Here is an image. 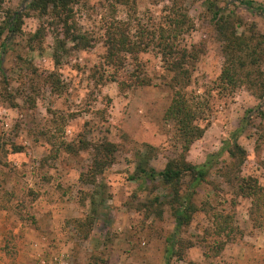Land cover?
Segmentation results:
<instances>
[{"label": "rangeland", "instance_id": "obj_1", "mask_svg": "<svg viewBox=\"0 0 264 264\" xmlns=\"http://www.w3.org/2000/svg\"><path fill=\"white\" fill-rule=\"evenodd\" d=\"M175 1L192 26L174 40L197 53L189 58L185 90L204 107L203 135L190 145L186 160L198 164L217 151L249 110L238 137L247 153L240 174L264 188V97L243 86L230 92L217 85L222 55L206 0ZM213 1L264 33V15L231 0ZM254 1L264 6V0ZM170 2L79 0L73 8L76 27L91 46L79 50L67 41L66 50L57 51L58 63L54 34L60 29L47 24V15L29 10L21 33L0 35V264H163L166 238L174 234L177 253L169 264H264V224L253 221L250 200L218 174L227 152L196 188V210L177 233L167 203L170 188L135 171L138 165L160 171L180 152L175 126L163 117L172 96L170 72L149 38L137 62L123 54L121 66L107 64L106 31L129 16V33L155 30L164 25ZM7 9L25 10V1L0 0V25ZM42 24L44 37L29 46V35ZM50 72L52 84L46 80ZM136 75L149 83L136 84ZM62 141L88 146L69 153ZM102 141L117 145L114 162L95 184L86 183L80 173L89 170L93 147ZM92 191L93 215L86 199ZM216 213H227L234 228L216 235Z\"/></svg>", "mask_w": 264, "mask_h": 264}, {"label": "trees", "instance_id": "obj_2", "mask_svg": "<svg viewBox=\"0 0 264 264\" xmlns=\"http://www.w3.org/2000/svg\"><path fill=\"white\" fill-rule=\"evenodd\" d=\"M25 10L7 9L4 13L0 25V35L6 32V37H11L21 33L23 17L29 14V10L37 13L39 17L45 15L50 19L48 25L60 29L54 34L55 50L53 52L54 62H59L57 51L66 50V43L70 41L76 49H85L91 46L89 38L85 33H81L76 27L74 19V6L79 0H24ZM234 4L244 5L251 11H256L264 15V6L254 0H231ZM207 8L211 12L213 29L216 32L217 40L222 55L220 73L216 83L230 92L238 87H245L255 97H264V33L255 28L254 22L245 23L234 10L226 11L223 7L217 6L213 0H206ZM180 3L171 0L165 5L162 15L163 24L151 30L142 27V33L131 34V16L125 20H114L106 31L105 37V62L121 66L123 54L132 56L136 60V55L145 51L149 43L144 39L154 42V47L158 49L165 69L170 72L169 86L172 89V96L168 106L164 111V119L173 122L176 129V138L179 142L180 152L170 158L162 170L157 171L153 167L138 165L135 171L138 175H143L145 179L154 180L159 178L162 183L170 188V198L167 201L174 218V233H177L183 226L188 225L192 219V214L196 206L192 201V195L196 188L207 180V176L216 161L227 152L229 160L223 162L218 168V174L224 181L232 185L236 192L246 197L251 202L250 215L253 221L264 224V188L258 183L255 177L242 176L240 174L241 165L247 155L246 150L238 143V137L244 132L248 124V112L240 119L238 126L230 133V138L225 140L223 145L215 152L208 153L203 162L194 164L186 160L185 154L190 145L199 139L204 132V127L199 124L203 119L204 107L200 101L194 100L187 93L185 88L189 84L191 69L188 62L197 57L193 48L187 49L179 47L174 39L191 28V20L187 12L181 9ZM242 27L240 31L238 27ZM158 31V32H156ZM45 35L44 24L39 25L28 37V44L32 46V41H41ZM4 44V43H3ZM52 73L50 72L46 80L51 83ZM136 84H148L149 79L144 76H135ZM52 84V83H51ZM262 136L259 135L257 140ZM69 153H76L80 148H87L88 145L75 147L72 142H61ZM93 160L87 172L80 173L79 179L86 183L95 184L96 176L110 166L115 159L117 145L111 141H102L93 147ZM86 176V178H85ZM188 176L186 190H182L183 179ZM133 179L137 178L132 176ZM93 191L87 195L86 199L91 204L92 215L95 213V200ZM92 215L85 220L91 225ZM229 216L223 213H216L213 223L216 235L226 228L229 231L234 226L229 223ZM80 224L79 219L75 220ZM221 246L223 245V241ZM175 249V234L166 238L164 250V263L169 264Z\"/></svg>", "mask_w": 264, "mask_h": 264}, {"label": "built area", "instance_id": "obj_3", "mask_svg": "<svg viewBox=\"0 0 264 264\" xmlns=\"http://www.w3.org/2000/svg\"><path fill=\"white\" fill-rule=\"evenodd\" d=\"M39 264H45V263H44V262H41V263H39ZM61 264H65V263L62 262Z\"/></svg>", "mask_w": 264, "mask_h": 264}]
</instances>
